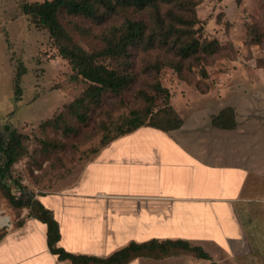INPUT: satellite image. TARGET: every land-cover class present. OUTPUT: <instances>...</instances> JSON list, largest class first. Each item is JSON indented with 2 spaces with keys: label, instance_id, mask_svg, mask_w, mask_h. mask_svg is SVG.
Listing matches in <instances>:
<instances>
[{
  "label": "rangeland",
  "instance_id": "374dc122",
  "mask_svg": "<svg viewBox=\"0 0 264 264\" xmlns=\"http://www.w3.org/2000/svg\"><path fill=\"white\" fill-rule=\"evenodd\" d=\"M34 1L44 0H0V134H5V125L15 128L23 134L26 147L24 156L3 179L13 200L0 185V213L10 219V225L1 226L0 231L14 226L25 211L19 198L24 197L26 202L29 193L59 192L76 182L101 148L102 137L115 133L113 122L144 105L138 97L139 89L156 95L155 105H161L162 98L152 88L155 81L168 90V103L183 120L181 127L171 131L174 137L202 150L210 147L217 161L236 160L238 154H248L250 162L264 166V0H196L198 22L194 35L200 41L216 40L218 52L204 57L199 64L185 63L181 77L168 66H161L159 73L147 70L150 64L166 57L175 59L171 49L136 48L130 59L134 79L129 87L118 95L105 93L101 103L88 112L85 122L64 111L58 128L39 124L77 97L82 88L69 61L54 47L49 32L38 29L21 11L22 3ZM168 7L180 12L178 7L159 1L164 17ZM149 12L152 11L126 8L101 21L69 15L63 16L62 22L73 40L91 52L102 48L107 29L128 17L151 26ZM18 69L23 72L20 91L15 93ZM226 106L233 108L234 128L217 127L211 122V116ZM64 125L71 129L64 132ZM242 126L245 129L238 130ZM261 186L263 189L264 182ZM253 204L262 205L254 221L259 258L264 260V203ZM175 255L192 256L181 251L168 256ZM212 256L219 264L234 263L220 252Z\"/></svg>",
  "mask_w": 264,
  "mask_h": 264
},
{
  "label": "crops",
  "instance_id": "0c3cea01",
  "mask_svg": "<svg viewBox=\"0 0 264 264\" xmlns=\"http://www.w3.org/2000/svg\"><path fill=\"white\" fill-rule=\"evenodd\" d=\"M239 156L217 161L210 147L141 126L103 146L74 184L34 198L59 224L57 246L74 254L104 257L130 241L184 239L211 259L136 257L127 264H219L216 252L233 264H262L254 221L262 205L253 203H264V166ZM27 213L0 239V264H72L49 251L46 224Z\"/></svg>",
  "mask_w": 264,
  "mask_h": 264
},
{
  "label": "trees",
  "instance_id": "16d2710c",
  "mask_svg": "<svg viewBox=\"0 0 264 264\" xmlns=\"http://www.w3.org/2000/svg\"><path fill=\"white\" fill-rule=\"evenodd\" d=\"M159 1L176 6L180 12L171 7L166 9L164 17L159 9ZM196 0H44L41 2H24L20 8L23 14L30 17V22L38 29L49 32L54 47L59 55L69 61L73 76L81 84V93L71 102L65 103L62 109L52 117L41 121V127H60L63 113L72 115L77 120L85 122L89 111L98 106L107 92L114 95L122 93L134 79L130 71L131 57L136 48H154L156 46L171 49L175 59L165 58L148 66L147 70L159 73L161 66H168L183 76L185 63L196 61L200 63L206 56L219 51L216 40H202L195 37L194 26L198 19L194 6ZM135 8L137 11L149 12L153 24L148 26L141 19L126 18L120 25L111 26L103 34V46L96 51H86L78 45L68 33L62 22L63 16L77 15L96 21L104 20L118 9ZM253 33V31H252ZM23 70L18 69L14 77L15 93H19L20 76ZM206 76V72L203 71ZM152 88L162 98L161 105H155L156 95L139 89L138 97L144 102L139 109H131L127 114L119 116L115 125V133L102 137L101 148L112 140L133 132L141 126H150L169 132L181 127L183 120L168 103L169 92L155 81ZM213 125L221 128H234V111L230 106L221 109L211 116ZM5 134H0V185L6 188L7 196L13 200V195L4 185L3 179L10 175L11 166L25 154L23 134L15 128L5 125ZM71 128L63 126L64 132ZM100 148V149H101ZM96 150V154L99 150ZM22 190V189H21ZM33 194V193H32ZM38 195L42 193H36ZM35 195V194H33ZM21 207L26 208V217L36 218L46 224V242L49 251L57 255L59 260H68L72 264H127L136 257L161 259L178 252L190 253L201 259H211L210 255L199 245H193L184 239H149L143 242L130 241L104 257L86 254H74L57 246L60 239L59 224L53 212L46 208L38 199L32 198L29 203L24 197L19 198ZM18 219L15 226L22 224ZM6 230L0 231V239ZM213 264V263H212Z\"/></svg>",
  "mask_w": 264,
  "mask_h": 264
},
{
  "label": "bare ground",
  "instance_id": "6f19581e",
  "mask_svg": "<svg viewBox=\"0 0 264 264\" xmlns=\"http://www.w3.org/2000/svg\"><path fill=\"white\" fill-rule=\"evenodd\" d=\"M8 219V216H4L0 213V227L3 226L8 221Z\"/></svg>",
  "mask_w": 264,
  "mask_h": 264
},
{
  "label": "water",
  "instance_id": "95a60500",
  "mask_svg": "<svg viewBox=\"0 0 264 264\" xmlns=\"http://www.w3.org/2000/svg\"><path fill=\"white\" fill-rule=\"evenodd\" d=\"M32 197H34V195L32 193H29L28 197H27L28 200L25 203H29L31 201Z\"/></svg>",
  "mask_w": 264,
  "mask_h": 264
},
{
  "label": "built area",
  "instance_id": "2783aa9c",
  "mask_svg": "<svg viewBox=\"0 0 264 264\" xmlns=\"http://www.w3.org/2000/svg\"><path fill=\"white\" fill-rule=\"evenodd\" d=\"M9 222H10V219H8V221L3 226L10 225Z\"/></svg>",
  "mask_w": 264,
  "mask_h": 264
}]
</instances>
